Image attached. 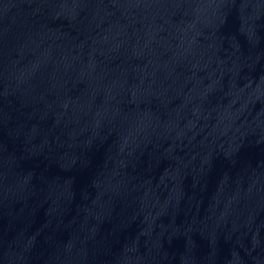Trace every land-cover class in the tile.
Returning a JSON list of instances; mask_svg holds the SVG:
<instances>
[{"label": "water", "instance_id": "obj_1", "mask_svg": "<svg viewBox=\"0 0 264 264\" xmlns=\"http://www.w3.org/2000/svg\"><path fill=\"white\" fill-rule=\"evenodd\" d=\"M0 264H264V0H0Z\"/></svg>", "mask_w": 264, "mask_h": 264}]
</instances>
